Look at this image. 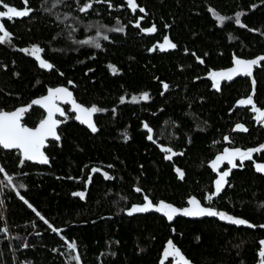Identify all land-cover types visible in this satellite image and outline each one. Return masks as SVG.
Segmentation results:
<instances>
[{"label":"trees","instance_id":"obj_1","mask_svg":"<svg viewBox=\"0 0 264 264\" xmlns=\"http://www.w3.org/2000/svg\"><path fill=\"white\" fill-rule=\"evenodd\" d=\"M86 4L92 6L82 11ZM136 4L133 10L128 0H0V11L30 9L0 21L11 33L0 43V111L60 85L101 109L93 132L65 106L59 139L43 149L47 164H21L18 151L0 147V264H173L178 257L165 256L169 241L190 264H260L264 172L257 165L264 149L238 162L216 195L210 163L225 148L264 145V125L239 103L252 96L264 111V61L219 89L211 73L236 58L264 57V0ZM217 15L228 19L221 23ZM153 25L155 32L146 31ZM165 37L176 47L161 50ZM33 46L52 68L23 51ZM44 115L32 106L21 122L34 127ZM238 124L247 131H236ZM145 196L181 209L195 197L256 227L210 216L169 220L155 208L130 215Z\"/></svg>","mask_w":264,"mask_h":264},{"label":"snow or ice","instance_id":"obj_2","mask_svg":"<svg viewBox=\"0 0 264 264\" xmlns=\"http://www.w3.org/2000/svg\"><path fill=\"white\" fill-rule=\"evenodd\" d=\"M99 2V0H97ZM128 5L135 10L137 8L136 0H128ZM91 4H86L84 8H82V11H86L88 8H90ZM6 8V11H0V21H2L4 18L13 19L15 17H23L29 14L30 9H24V10H17L14 7H9L7 5H4ZM141 12L144 11V9H140ZM244 15L242 12H238L235 17V23L241 24L240 17ZM143 19V17H141ZM217 19L223 23L226 19V17L217 15ZM139 26V24H137ZM243 26V25H242ZM118 31H123L122 28L117 29ZM148 32H155L156 28L155 25H153L151 28L146 29ZM11 33H9L4 28V24L0 22V43L7 42L10 39ZM99 47V45H96ZM165 46L167 48H175L176 45L169 41L167 37L164 38V44L160 45L161 50L165 49ZM25 52H30L31 55L36 56L37 59H40L39 53L42 51L38 46H33L31 49H24ZM261 61H264V57H259L258 59L253 60H243L236 58L235 59V67L227 70V71H221V72H214L211 73V76L213 80H215V87L219 89L220 87V81L221 80H232L234 76L236 75H247L251 76L253 67L257 64H259ZM40 66L43 68H52L53 66L43 59H40ZM113 72L116 71V69L113 67ZM71 83V82H70ZM255 84V81L253 80V85ZM167 88V85L164 86ZM72 93L68 90V88L60 87L55 89H49L48 95L44 96L40 99L33 100L30 105L26 107H20L12 112H6V111H0V147L6 150H12L16 149L19 150L20 153L23 156V159L20 161L21 164H23L25 161H35L39 163L47 164L48 157L44 154L42 151L43 147L45 146V142L48 140L49 137L59 139V136L56 134V127L60 123V121L54 119V114L56 112H60L61 115H63V111L59 108V106L56 104L57 100L61 99H71ZM132 99L135 101L137 100V97H132ZM140 99L147 100L148 94L144 93ZM72 103L76 109V111L79 113V115L76 117L79 120H82L84 123H87L89 127L92 129L93 132H95L97 129L95 125L92 123V114L98 111H101V109H98L96 106H92L91 108H85L82 105H79L75 102V100H72ZM239 103L241 105H253V111L258 113L257 120L258 122L264 124V111H261L259 108H256L254 106L253 98L252 96H249L247 99L240 100ZM32 105H43L47 109V118L42 120L38 127L36 128H29L26 127L24 124H22V117L23 115L31 108ZM147 127V125H145ZM237 129H241L244 131H247L246 128H243L242 125H237ZM151 131V129H149ZM149 140H152L153 137L151 135L148 136ZM227 139V137H225ZM264 149V145H261L260 148H254V149H248L246 151H242L240 149H225L224 153L221 155H218L214 161H212V167L215 169L217 165L224 160H227L232 168L237 167V164L235 163L236 158L238 157L241 163L245 160H251L253 152H257ZM167 151H171L170 149H167ZM175 153H173L174 155ZM167 159H171L172 156L166 157ZM257 170L260 172H264V165H257ZM93 171H97V169H93ZM179 175L181 178L183 177V172L177 169ZM231 169L227 171H223L220 173L219 178L215 181V193L213 195L219 194L222 190V187L224 184L227 183L226 178L228 177ZM5 170L2 166H0V173H4ZM6 175V178L8 182L11 184L13 177L10 175ZM12 187H16L15 184H12ZM20 187H23V185H20ZM137 192H140L141 189L137 188ZM74 195H78L83 197L84 193H74ZM23 199V197H21ZM144 199L147 201L143 205H135L129 210V214L137 213V212H147L150 209L155 208L156 211L163 212L169 220H172L173 217L177 214H183L185 216H219L221 220H226L230 223L236 224V225H244L248 224L250 227H256V225H251L248 221L236 218L231 215H228L224 212H218L217 210L211 208V207H204L201 205L200 201H198L195 197L191 198L189 200V204L191 207L186 208H177L170 204H167L163 201L159 202L158 205H154L151 200L148 199L147 196L144 197ZM209 201L212 200V195H209L207 197ZM27 203V201H25ZM31 207V205H29ZM38 216H40V213H36ZM42 220L44 219L42 216L40 217ZM47 223V221H45ZM259 227L264 228V225H260ZM4 232H7V228L3 229ZM53 231H58L57 229L53 228ZM169 249L165 251V256L175 255L178 257V264H190L189 261L183 255L180 253L179 249L175 248L172 241H169ZM261 245H264V240L260 241ZM75 243L70 244V248H75ZM259 256L261 257L260 264H264V247L261 248L259 252ZM75 260H79V256L73 257Z\"/></svg>","mask_w":264,"mask_h":264},{"label":"water","instance_id":"obj_3","mask_svg":"<svg viewBox=\"0 0 264 264\" xmlns=\"http://www.w3.org/2000/svg\"><path fill=\"white\" fill-rule=\"evenodd\" d=\"M162 44H164V41H163L162 43L159 44V47H160V45H162ZM165 48H167V46H165ZM242 59H243V60H253L252 58H242ZM233 67H235V63H234L233 65L227 67V68L218 69V70H216L215 72L227 71V70H229V69H231V68H233ZM240 75H242V74H240ZM240 75H236V76H234L233 79L239 77ZM211 78H212V76H211ZM212 79H213V78H212ZM214 81H215V80H214ZM60 87L68 88V87H66V86H61V85H60V86L51 87V88H49V89H55V88H60ZM49 89L47 90V92H46L44 95H41V96L35 97V98H33L31 101H29L27 104L17 106L16 108H14V109H12V110H9V111H6V112H12V111H15L16 109H18V108H20V107H26V106L30 105L31 102H32L33 100L40 99V98H42V97H44V96H47V95H48V91H49ZM68 90L72 93V91L70 90V88H68ZM72 100H75V102H76L77 104L82 105V106H84L85 108H89V107L85 106L84 104L78 102V101L74 98L73 93H72V97H71V99L65 98V99L57 100V101H56V104H57V105L59 106V108L63 111V115H61L60 112H56V113L54 114V117H53V118L56 119V120H58V121H60V123H59V124L57 125V127H56V134H57V129H58V127L63 123V120H61V119L64 118L65 115H66L65 106H68V107H69L70 111H71L72 113H74L75 118L79 115V113L76 111V109H75V107H74V105H73V103H72ZM32 106L39 107V108H41V109L44 111V114H45V115H44V118H43L42 120H44V119L47 118V109H46L43 105H32ZM32 106H31V107H32ZM2 111H5V110H2ZM94 116H95V113L92 114L91 119H92V123L95 125V123H94ZM23 117H24V115H23ZM23 117H22V118H23ZM76 119H77V118H76ZM42 120H40L39 123H38L36 126H34V127H30V126H26V127L33 128V129H34V128H36V127L39 126V124H40V122H41ZM77 120L79 121L80 124H82L83 126H85L87 129L92 130V129L89 127V125H88L87 123H84L82 120H79V119H77ZM50 139H54V138L49 137L48 140H50ZM48 140H47V141H48ZM47 141L45 142V146L47 145ZM43 149H44V147H43ZM43 149H42V151H43ZM5 150H6V149H5ZM13 150H16V149H13ZM16 151H18V152L20 153L19 150H16ZM20 155H21V157H22V159H23V156H22L21 153H20ZM32 162H35V161H32ZM37 163H39V162H37ZM210 166L212 167V162L210 163ZM212 168H213V167H212ZM218 178H219V177H217V178L215 179V181H216ZM214 185H215V182H214ZM189 207H191V205H190ZM213 209H215V208H213ZM215 210H217L218 212H222V211H220V210H218V209H215ZM181 214H182V213H181ZM204 216H208V215H204ZM193 217H199V216H193ZM210 217H219V216H210ZM164 261H165V259H162V260H161V263H163ZM173 264H178V261H175Z\"/></svg>","mask_w":264,"mask_h":264},{"label":"flooded vegetation","instance_id":"obj_4","mask_svg":"<svg viewBox=\"0 0 264 264\" xmlns=\"http://www.w3.org/2000/svg\"><path fill=\"white\" fill-rule=\"evenodd\" d=\"M226 80V79H225ZM223 80H221L220 82H222ZM243 106H245V107H249V110H250V112H251V114H252V119L254 120V122H255V125H259V124H261L260 122H258V120H257V116H258V113L257 112H255V111H253V105H243ZM262 111V110H261ZM264 125V124H263ZM237 126V125H236ZM235 126V130L236 131H244V130H241V129H237V127ZM243 126V125H242ZM243 128H244V126H243ZM225 149H229V150H232V149H239V148H225ZM225 149H223L221 152H219L216 156H215V158H214V160L216 159V157L218 156V155H221V154H223L224 153V151H225ZM240 150H242V149H240ZM246 150H248V149H245V150H242V151H246ZM238 162H240V160H239V158L237 157L236 158V160H235V163L236 164H238ZM258 165H264V164H258ZM212 168V167H211ZM236 168V167H235ZM235 168H232V166H231V164L227 161V160H224V161H221L218 165H217V167L214 169V168H212L213 169V172L215 173V175L217 176V177H219V175H220V173L221 172H223V171H227V170H229V169H231V171L233 170V169H235ZM230 171V172H231ZM227 179V178H226ZM204 207H209V206H204ZM170 257H177V256H175V255H170Z\"/></svg>","mask_w":264,"mask_h":264},{"label":"rangeland","instance_id":"obj_5","mask_svg":"<svg viewBox=\"0 0 264 264\" xmlns=\"http://www.w3.org/2000/svg\"><path fill=\"white\" fill-rule=\"evenodd\" d=\"M99 35V34H98Z\"/></svg>","mask_w":264,"mask_h":264}]
</instances>
